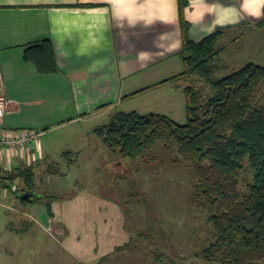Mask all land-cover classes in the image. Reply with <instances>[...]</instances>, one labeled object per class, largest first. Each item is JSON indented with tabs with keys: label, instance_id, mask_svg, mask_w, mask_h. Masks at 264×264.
<instances>
[{
	"label": "crops",
	"instance_id": "obj_1",
	"mask_svg": "<svg viewBox=\"0 0 264 264\" xmlns=\"http://www.w3.org/2000/svg\"><path fill=\"white\" fill-rule=\"evenodd\" d=\"M184 14L195 41L224 29L217 61L229 56V44L237 45L227 67L254 61L251 52L264 44V33L257 32L264 29V0H188ZM47 39L59 70L41 74L24 59V48ZM182 47L179 0H0V90L8 102L0 133L2 128L70 124L81 134L75 136L76 145L68 141L73 150L119 111L160 113L182 122L187 83L172 79L185 67ZM38 109L45 117L34 120L29 115ZM49 131L37 144L1 153L0 166L15 170L34 163L37 171L54 157ZM36 192L39 199L31 203L50 207L49 229L79 264H159L170 255L147 254L149 261L141 252L127 254L130 246L141 250L143 244L133 243L124 206L105 189ZM199 253L187 264L195 259L222 264ZM174 255L171 264H179Z\"/></svg>",
	"mask_w": 264,
	"mask_h": 264
},
{
	"label": "trees",
	"instance_id": "obj_2",
	"mask_svg": "<svg viewBox=\"0 0 264 264\" xmlns=\"http://www.w3.org/2000/svg\"><path fill=\"white\" fill-rule=\"evenodd\" d=\"M179 4L185 67L172 79L187 83V121L180 123L160 113L119 111L95 131L126 159L137 158L158 142L176 146L195 181L193 202L212 228L213 241L199 254L222 264H264V103H253L264 82V64L249 61L217 78L216 60L223 51L218 39L224 29L200 41L191 39L184 14L188 0ZM24 59L41 74L59 70L48 39L25 46ZM196 78L211 85L213 95L205 96ZM34 165L15 170L0 166L2 187L12 189L18 178L24 183L14 190L24 204L34 202L31 196L35 195L22 196L36 191ZM242 172H249L251 179L242 180Z\"/></svg>",
	"mask_w": 264,
	"mask_h": 264
},
{
	"label": "rangeland",
	"instance_id": "obj_3",
	"mask_svg": "<svg viewBox=\"0 0 264 264\" xmlns=\"http://www.w3.org/2000/svg\"><path fill=\"white\" fill-rule=\"evenodd\" d=\"M257 32L263 35L264 29ZM236 46L229 44L226 50L229 56L216 60L217 78L245 65V62L234 64L233 61L231 67H227L232 52L235 54V49L230 50ZM250 55L255 62L264 64V44ZM196 79L199 80L198 89L205 96L213 95L211 85L204 79ZM253 103H264V82ZM43 114V110L38 109L29 116L39 120L45 117ZM51 121H54L53 118ZM186 121L187 115L183 114L180 123ZM45 128L37 130L40 136L50 130L47 137L51 138L54 157L49 162L43 161L35 170L36 191L64 195L80 189L93 192L105 189V193L124 206L133 243L141 241L143 244L141 250L130 246L127 254L133 257L140 252L145 257L150 254H176L177 259L173 257V262L187 264L188 257L202 252L212 243V228L206 215L193 202L194 178L176 146L158 142L137 158L126 159L104 144L97 133H88L87 142L72 150L68 141L76 145L75 136L81 135L72 125L56 123ZM240 178L250 180L251 174L242 172ZM20 182L16 180L12 189L0 184V264H79L62 246L61 238L49 229L50 216L46 203L24 206L17 197L16 186H24ZM31 199L36 201L38 198L31 196ZM170 255L160 260L159 264H171ZM191 264H201V260H191Z\"/></svg>",
	"mask_w": 264,
	"mask_h": 264
},
{
	"label": "built area",
	"instance_id": "obj_4",
	"mask_svg": "<svg viewBox=\"0 0 264 264\" xmlns=\"http://www.w3.org/2000/svg\"><path fill=\"white\" fill-rule=\"evenodd\" d=\"M7 107L8 102L5 100L0 90V124L3 121ZM39 138L40 132L36 129L2 128L0 133V154L6 152L11 154L17 153L31 144H37Z\"/></svg>",
	"mask_w": 264,
	"mask_h": 264
},
{
	"label": "water",
	"instance_id": "obj_5",
	"mask_svg": "<svg viewBox=\"0 0 264 264\" xmlns=\"http://www.w3.org/2000/svg\"><path fill=\"white\" fill-rule=\"evenodd\" d=\"M37 192L36 191H26L22 194V196H31V195H36Z\"/></svg>",
	"mask_w": 264,
	"mask_h": 264
}]
</instances>
